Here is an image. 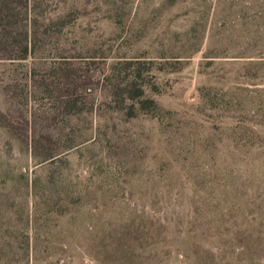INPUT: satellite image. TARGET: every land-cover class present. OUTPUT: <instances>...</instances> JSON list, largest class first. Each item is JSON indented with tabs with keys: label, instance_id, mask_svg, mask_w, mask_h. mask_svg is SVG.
Wrapping results in <instances>:
<instances>
[{
	"label": "rangeland",
	"instance_id": "1",
	"mask_svg": "<svg viewBox=\"0 0 264 264\" xmlns=\"http://www.w3.org/2000/svg\"><path fill=\"white\" fill-rule=\"evenodd\" d=\"M17 15L32 52L11 56L18 27L0 42V157L29 176L56 159L65 180L39 171L37 191L73 194L37 205L65 213L28 228L64 232L39 264H264V0H28ZM9 189L0 218L19 220Z\"/></svg>",
	"mask_w": 264,
	"mask_h": 264
},
{
	"label": "trees",
	"instance_id": "2",
	"mask_svg": "<svg viewBox=\"0 0 264 264\" xmlns=\"http://www.w3.org/2000/svg\"><path fill=\"white\" fill-rule=\"evenodd\" d=\"M27 1L28 0H0V42L1 40H8V37H12L14 30L18 27L19 34L22 35V46L20 50L16 53L11 55L8 50L5 52H0V56H18L19 58H25L32 52V48L28 46L27 38L28 34L27 31L24 29V25H18L16 28H13L15 25L14 15L17 13L20 17L18 22L21 21V18L24 17L26 19V11H27ZM19 7L20 11H16V8ZM22 15V17H21ZM13 21L11 24L10 21ZM32 37V35H31ZM32 39V38H31ZM127 92L130 93L125 99L129 102V111L133 108H136L139 103V97L143 95V90L139 88L136 84V76H133L131 80L126 82ZM115 95L116 92H115ZM141 103L153 105V107H157V103L152 98H147L141 101ZM22 129L27 130V122L21 124ZM24 133V134H25ZM27 145L31 148V151L35 157V153L37 148L44 147L42 146V142L37 138L34 137L32 134H26L23 140H17V146L20 148H24V145ZM47 149V152L39 159H36V162H45L53 158L57 153L51 152ZM6 154L2 155L5 156ZM56 159H52L47 162L43 168L39 171H47L49 174L48 182L49 183H57V179L65 180V178H61L60 175H56L55 172L57 171L56 165H52L56 162ZM32 172L29 176L27 172H14L13 167L11 164L5 159L4 157H0V179L8 185L10 188V192L16 190V198L19 200L18 204L19 209L21 210L20 219L11 220L6 216L4 218H0V264H39L43 262L45 258V254L47 253V246L49 244H59L64 232L60 231L59 233L52 234L50 231L48 232H39L36 229L31 232L28 228L36 227V225H43L48 221H54L55 226H59L58 228H63L61 223H58V220L63 217L65 213L58 212V215H52L48 219L40 220L36 215L37 205L40 202L46 204L44 198L54 199L52 201L54 205H61L60 201L65 200V196L70 195L73 196L72 190L71 194L63 192L59 186H54L53 189L49 185L47 186L48 189L40 190L42 193H38L39 182H38V172ZM93 193V192H92ZM76 195V193H74ZM91 196V191L88 188L79 189L77 192L76 198L78 202H83L85 198ZM1 200L10 199L8 196L6 199L5 197H0ZM30 210L25 212L26 205H28ZM30 203L32 204L30 206ZM3 215L0 212V216ZM80 217L78 214L71 215L70 221H76ZM28 229L26 231L24 229ZM8 229H13L10 233ZM63 233V234H62ZM74 234V233H73ZM73 234L65 236L67 242L73 237ZM68 246L70 244L68 243Z\"/></svg>",
	"mask_w": 264,
	"mask_h": 264
}]
</instances>
